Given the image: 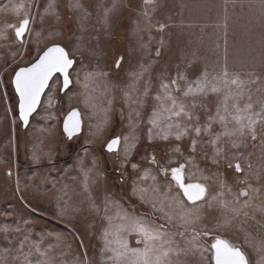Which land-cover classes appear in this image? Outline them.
I'll return each instance as SVG.
<instances>
[{"label": "rangeland", "instance_id": "obj_1", "mask_svg": "<svg viewBox=\"0 0 264 264\" xmlns=\"http://www.w3.org/2000/svg\"><path fill=\"white\" fill-rule=\"evenodd\" d=\"M52 45L71 86L55 77L23 129L13 74ZM118 205L153 234L120 243ZM216 240L264 264V0H0V264H214Z\"/></svg>", "mask_w": 264, "mask_h": 264}, {"label": "snow or ice", "instance_id": "obj_2", "mask_svg": "<svg viewBox=\"0 0 264 264\" xmlns=\"http://www.w3.org/2000/svg\"><path fill=\"white\" fill-rule=\"evenodd\" d=\"M27 21L21 23L17 30V36H20L26 26ZM72 61L67 58L66 53L62 48L54 47L49 49L40 61L31 68L22 69L16 75V87L21 96V111L26 117L27 112L34 107L40 90L43 88L49 75L53 71H65ZM67 83V80H65ZM113 144L116 141L112 142ZM111 147V146H110ZM174 178L181 183L185 195L189 200L199 199L203 193L204 188L200 185H183L179 170L174 169ZM215 248L216 264H245L244 257L239 250L230 248L225 242L217 241L213 245Z\"/></svg>", "mask_w": 264, "mask_h": 264}, {"label": "water", "instance_id": "obj_3", "mask_svg": "<svg viewBox=\"0 0 264 264\" xmlns=\"http://www.w3.org/2000/svg\"><path fill=\"white\" fill-rule=\"evenodd\" d=\"M24 21H27V24L24 27V30H23L22 34L20 36H17V34H16L17 33V30L20 28L21 24H20L19 28L15 31V35H16L18 41H21L22 40V36L25 34V32L27 31V28H28V24H29L28 20H24ZM54 47L62 48L64 50V52L66 53L67 58L69 60H71L72 63H71V65L65 71H63V72H61V71H53L49 75V77H48L47 81L45 82L43 88L39 92V95L37 97V100H36V103H35L34 107L32 108L31 111L27 112V115L25 117L23 115L22 111H21V96H20V93H19V91L17 90V87H16V75L22 69H28V68H31L33 65L37 64L40 61V59L44 56V54L49 49L54 48ZM73 65H74V59H71L69 57L67 51L62 46L52 45V46L46 48L38 56V58L35 61H33L30 65H28L26 67H21V68H19V69H17L15 71V73L13 74V77H12L11 84H12L14 93H15L16 98H17V116H18V119H19V121H20L23 129H26L28 127V125L30 124V121H31L32 117L37 113V111H38V109L40 107V104L42 102V99H43L45 93L48 91V89L50 87V84H51V82L53 81V79L55 77L58 76L61 79V93H64L65 91L68 90V88L71 86L70 71L73 68ZM65 80H67V83H65ZM82 130H83V122H82V119H81V116H80L79 111L77 109H75V108L74 109H71L66 114V116L64 117L63 122H62V133H63L64 137L68 141H72L74 138H76V137H78V136L81 135ZM113 141H116V143L113 144L112 143ZM118 145H119V139L118 138H114V139H112V140H110L108 142V144L105 147V151L108 152V153H115L118 150ZM172 173H173V171H172ZM172 178H173L174 182L177 184L178 188L181 190V193L184 196V198L189 203H196V202H198V201H200V200H202L204 198V196H205V190H204L203 195L199 199L189 200L188 197L185 195L184 189L181 187V183L178 182L174 178V173L172 175ZM181 178H182V176H181ZM182 183L185 186L190 185V184H184L183 178H182ZM191 185H198V184H191ZM217 241L218 240H216V242ZM219 241H221V240H219ZM216 242H215V244H216ZM215 252H216V250L213 247V263L214 264H216V261H215ZM240 253L242 254L241 251H240ZM243 257H244V255H243ZM244 261H245V264H247V261H246L245 257H244Z\"/></svg>", "mask_w": 264, "mask_h": 264}, {"label": "crops", "instance_id": "obj_4", "mask_svg": "<svg viewBox=\"0 0 264 264\" xmlns=\"http://www.w3.org/2000/svg\"><path fill=\"white\" fill-rule=\"evenodd\" d=\"M75 109H77V108H75ZM78 111L80 112L81 118H82V116H83L82 112L80 110H78ZM82 122H83V119H82ZM83 126H84V124H83ZM115 138H118L119 139V145H118V150H117V152H118L120 150V147H121V139L119 137H115ZM112 139H114V138H112ZM112 139H110V140H112ZM108 142H107V144H108ZM106 145H105V147H106ZM105 147H104V149H105ZM86 151L87 152L89 151L88 152V155H85L84 154V155H82L83 156L82 158L81 157L78 158V159H83L84 160L79 165L80 166V171H82V172L84 171L85 174H88V172H92L94 170L95 175H93V177L94 178L95 177L97 178V172H96L97 161L95 162V159L93 157V153L88 148L87 149H84L82 153H84ZM95 165H96V167H95ZM89 176H91V175L88 174V178H89ZM92 195H93V193H92ZM105 196L106 195L100 196V197H95V198L103 199V198H105ZM143 203L146 206H148V207L154 208V206L152 205V203H150L147 200H144ZM111 207H112V211L119 210V212H123L124 213L123 215H125V219L126 220H133L134 221V225L130 228V231L127 232L126 238L123 239V240H121L120 243H122V244L124 243V244H127V245H129V244L130 245H133L134 244V241H136V244L138 245L139 239H135V237L140 236L143 239L149 238L147 236H150V233L149 232L150 231L152 232V230L150 228L149 222L146 221V218H144L142 215H138V214H135V213L130 212L126 206L118 205V206H111ZM97 209L98 208L95 207V210L94 211H97ZM107 212H108V210H107V206H106V207L103 208V212L102 213L105 216L107 214ZM152 234H153V232H152Z\"/></svg>", "mask_w": 264, "mask_h": 264}, {"label": "bare ground", "instance_id": "obj_5", "mask_svg": "<svg viewBox=\"0 0 264 264\" xmlns=\"http://www.w3.org/2000/svg\"><path fill=\"white\" fill-rule=\"evenodd\" d=\"M81 116V115H80Z\"/></svg>", "mask_w": 264, "mask_h": 264}]
</instances>
